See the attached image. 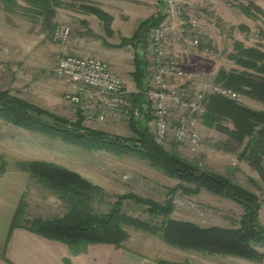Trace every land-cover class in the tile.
<instances>
[{
    "label": "rangeland",
    "instance_id": "obj_1",
    "mask_svg": "<svg viewBox=\"0 0 264 264\" xmlns=\"http://www.w3.org/2000/svg\"><path fill=\"white\" fill-rule=\"evenodd\" d=\"M68 1L74 5L72 8L82 3L108 14L111 18L110 33L105 31L103 23L94 15L93 17L89 14L87 19L83 16L80 18L78 11L65 9L63 6L56 9L52 23L58 30L68 28L69 33L65 38L55 39L42 15L21 10L27 6L24 0H16L19 8L12 12L6 11L0 1V91H7L9 95L48 113L74 121L77 118V108L64 98L67 87L54 75L58 58L65 54L101 58L110 64L112 70L123 80L126 90L132 93L136 91L131 77L134 70V50L129 44L122 42L132 36L141 21L157 15L159 11L163 12L164 5L159 0ZM251 1L261 13L254 10L250 14L243 12L241 6L250 3L243 0H177L184 12L200 22L198 38L203 42V49H207L202 54V59H206L202 60L205 65H193L190 59L185 64L187 72L194 74L195 88L198 89L204 84L213 85L220 68L241 71V68L227 59V55L233 51L234 41L244 47H257L264 52V0ZM148 42L147 57L150 63V37ZM174 45L185 50L186 54L194 50L186 45ZM150 78L151 66L149 80ZM237 101L250 109L264 111L261 103L246 97L238 96ZM83 125L111 136H132L126 119L108 118L106 122L98 124L83 118ZM224 125L232 128L228 122ZM197 128L202 143L195 153L169 139L160 145L196 165L199 170L230 177L254 194L260 203L258 220L263 225L264 182L244 160L237 158L240 149L234 153H226L217 148L225 136L213 129L203 128L200 120H197ZM0 155L7 164L4 174L6 188L19 189L20 194H14L16 207L20 199H23L25 205L24 217L19 225L28 230V223L34 219L46 220L66 213L65 203L60 197L50 188L31 180L29 173L22 168L31 161L58 165L100 187L103 195L94 204L99 211H107L119 196L129 194L140 199H151L160 205L174 196L171 218L192 222L201 227L231 228L237 226L243 213L240 205L204 190L197 196L184 195L175 189L180 184L178 180L151 167L146 161L128 155L116 156L104 151H88L13 126L1 119ZM16 174L23 176V180H16L13 176ZM171 190L173 192L170 195ZM145 208L132 199L123 200V211L132 217L148 220ZM125 230L129 239L120 246L87 244L69 249L79 253L89 245H110L120 252L119 264H156L158 260L185 264H264V246L260 245H253V248L261 257L257 260H246L179 250L163 243L157 236L131 227H125Z\"/></svg>",
    "mask_w": 264,
    "mask_h": 264
},
{
    "label": "trees",
    "instance_id": "obj_2",
    "mask_svg": "<svg viewBox=\"0 0 264 264\" xmlns=\"http://www.w3.org/2000/svg\"><path fill=\"white\" fill-rule=\"evenodd\" d=\"M0 1L6 11L12 12L19 8L16 0ZM24 1L27 6L21 10L42 15L49 30L54 33L56 25L52 21L55 11L64 6L62 1L65 0ZM243 1L250 2L247 6H241L243 12L250 14L254 10L261 13L251 0ZM159 2L163 3V0ZM80 10L97 17L103 23L105 31L110 33L111 18L108 14L89 5H81ZM165 18L164 12L159 11L157 15L141 21L132 36L122 42L129 44L134 50V70L131 77L136 92L130 96L135 105L146 103L144 93L149 87V33L152 28L160 26ZM198 48L203 49L202 40ZM227 59L241 68V71L220 68L215 75L214 84L264 106V52L257 47H244L234 41L233 51L227 55ZM204 106L201 124L225 136L217 148L226 153H234L240 149L237 158L244 160L264 182V111L250 109L237 100L213 93L206 95ZM0 119L13 126L88 151H104L116 156L128 155L146 161L151 167L178 180L180 184L175 189L186 196H197L204 190L234 202L243 209L237 226L233 225L231 228L201 227L192 222L171 218L174 196L160 205L151 199H140L127 194L119 196L107 211H99L94 204L103 195L100 187L58 165L31 161L22 167L29 173L30 179L54 191L66 207V213L61 217L46 220L37 218L29 222L28 228L37 235L61 242L70 248L87 244L120 246L129 239L125 227H131L157 236L163 243L179 250L246 260H257L261 257L253 248V245L264 246V224H260L258 220L260 203L257 197L232 178L199 170L196 165L187 162L174 151L166 150L152 135L148 127L149 116L129 119L128 126L132 136L121 138L84 126L83 116L78 109L76 120L69 121L11 96L7 91H0ZM226 122L232 128L224 125ZM6 167L7 164L0 155V177L5 174ZM172 192L173 190L169 191L170 195ZM125 199L144 205L149 219L142 220L126 214L123 211ZM24 213L25 205L23 199H20L8 235L19 225ZM156 264L185 263L158 260Z\"/></svg>",
    "mask_w": 264,
    "mask_h": 264
},
{
    "label": "built area",
    "instance_id": "obj_3",
    "mask_svg": "<svg viewBox=\"0 0 264 264\" xmlns=\"http://www.w3.org/2000/svg\"><path fill=\"white\" fill-rule=\"evenodd\" d=\"M164 22L149 33L151 43V78L145 91V104L135 105L123 80L110 64L94 56L65 54L58 58L54 75L67 91L64 98L90 123H104L108 118L142 119L149 116L148 127L159 144L168 139L197 152L202 143L197 120L205 112L207 94L237 100L238 96L219 85L195 88L193 72H187V55L176 54L174 43L196 48L201 24L184 12L177 0H163ZM68 28L56 29L54 38H65ZM207 49L204 50L206 52Z\"/></svg>",
    "mask_w": 264,
    "mask_h": 264
},
{
    "label": "crops",
    "instance_id": "obj_4",
    "mask_svg": "<svg viewBox=\"0 0 264 264\" xmlns=\"http://www.w3.org/2000/svg\"><path fill=\"white\" fill-rule=\"evenodd\" d=\"M80 6L72 8L74 5L68 0L64 1L65 9H75L76 12L78 11L79 14L77 15L80 18L83 16V18L87 19L86 16H89V14H84L80 10ZM179 48L178 46L174 47L176 54L186 53L185 50ZM204 50L197 47L194 50L192 49V52H187V62L190 59V63L193 65L199 67L200 64L205 65L203 62L206 59H202ZM186 65L184 66L185 68H187ZM200 125L206 128L201 124V119ZM13 176L17 178L16 180H23V176L19 174ZM5 178L6 175L0 177V264H119L120 256L118 255L120 252L118 253L110 245H89L82 248L79 253H75L66 245L37 235L23 225L16 226L8 235L10 222L17 203L16 195L14 194H20V190L6 188Z\"/></svg>",
    "mask_w": 264,
    "mask_h": 264
}]
</instances>
